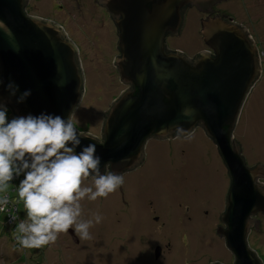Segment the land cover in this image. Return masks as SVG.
<instances>
[{"label":"water","instance_id":"obj_1","mask_svg":"<svg viewBox=\"0 0 264 264\" xmlns=\"http://www.w3.org/2000/svg\"><path fill=\"white\" fill-rule=\"evenodd\" d=\"M27 0H0V103L13 118L71 116L82 95L76 49L61 28L26 16ZM227 0H95L115 27L111 64L125 89L102 112L99 137L79 133L77 153L96 145L100 171L122 174L139 166L147 140L185 137L199 126L213 142L229 184L214 233L232 264H261L247 245L264 214V165L247 167L232 139L242 104L260 74L259 55L247 30L213 7ZM205 15L199 37L206 51L190 59L165 47L177 36L186 8ZM18 87L10 95L7 85ZM30 95L19 103V97ZM121 198V195H120ZM68 234L73 238V233ZM158 249L154 250V258ZM210 264H219L213 262Z\"/></svg>","mask_w":264,"mask_h":264},{"label":"rangeland","instance_id":"obj_2","mask_svg":"<svg viewBox=\"0 0 264 264\" xmlns=\"http://www.w3.org/2000/svg\"><path fill=\"white\" fill-rule=\"evenodd\" d=\"M55 4L73 3L28 0L26 9L30 16L62 25L79 50L82 95L70 119L79 133L98 137L102 112L125 89L111 64L117 54L115 28L91 0H81L83 15L71 9L56 13ZM213 10L242 25L259 55L260 74L242 104L232 139L239 145L247 167L264 165V0H227ZM202 17L193 7L186 8L178 35L165 37L166 49H178L189 57L206 49L198 33ZM9 115L7 111L11 121ZM148 144H154V148L149 149ZM146 149L144 164L132 171L134 177L126 178L136 199L123 204L121 191H116L94 202L83 201V218L98 212L103 220L90 229V240H81L70 229L76 244L67 233L60 234L54 245L41 249H23L17 244V223L26 218L16 191L24 173L19 175V183L18 176L14 177L7 192L10 204L0 212V264H153L155 244H166L163 260L157 264H232L223 240L214 233L224 210L229 178L213 142L196 126L184 138L149 141ZM91 182L86 181L89 185ZM175 196L178 198L174 202ZM153 200L164 225L157 223L145 229L138 214L142 218L146 212L149 214L147 203ZM141 205L144 212L137 213ZM185 208L186 215L182 211ZM13 216L17 218L15 221ZM255 217L259 220V234L251 230L247 245L264 264V216ZM149 241L152 244L148 246Z\"/></svg>","mask_w":264,"mask_h":264},{"label":"clouds","instance_id":"obj_3","mask_svg":"<svg viewBox=\"0 0 264 264\" xmlns=\"http://www.w3.org/2000/svg\"><path fill=\"white\" fill-rule=\"evenodd\" d=\"M7 89L13 96L18 91L11 82ZM29 95L30 91H25L18 102ZM80 143V134L70 116L65 120L59 115H28L9 121L7 108L0 103V212L10 204V182L24 173L16 189L26 212V218L19 220L15 229L21 248L54 245L60 234L70 229L81 240L92 239L90 229L100 224L103 217L97 212L83 218L82 202L107 198L124 184L119 173H101L95 144H88L77 153ZM89 178L90 185L86 183Z\"/></svg>","mask_w":264,"mask_h":264},{"label":"flooded vegetation","instance_id":"obj_4","mask_svg":"<svg viewBox=\"0 0 264 264\" xmlns=\"http://www.w3.org/2000/svg\"><path fill=\"white\" fill-rule=\"evenodd\" d=\"M73 4H71V5H68V4H55V12L56 13H63V10L64 11H70V9L71 10H73V11H79L80 12V15H83L82 13H81V7H82V5H84L85 6V3H83L82 5H81V0L79 1V0H70ZM92 1V3H93V6H95V7H97V9H99V10H101L104 14H105V16H106V18L112 23V21H111V19L108 17V14H107V12L105 11V9L102 7V6H98L94 1L95 0H91ZM27 3H28V0L26 1V5L23 7V11H24V14L26 15V16H30L29 14H28V12H27V9H26V6H27ZM190 8V7H189ZM214 8V7H213ZM101 12V13H102ZM213 14H216L217 12H215L214 10H213V12H212ZM218 14H220V13H218ZM203 17L202 18H205V15H203V14H201ZM34 17V16H33ZM36 18H39V19H43V20H48V21H51V22H53V23H55V24H57V22L56 21H54V20H50V19H47V18H42V17H36ZM201 19V18H200ZM58 25V24H57ZM112 25H113V23H112ZM60 28H61V30H62V32L65 34V37L69 40V37H68V35H67V33H66V31H65V29L63 28V26L62 25H58ZM114 26V25H113ZM115 28V27H114ZM166 36H168V35H166ZM115 37H116V35H115ZM70 41V40H69ZM116 41H117V37H116V40H115V43H114V45L116 44ZM71 42V41H70ZM72 43V42H71ZM73 44V43H72ZM73 46H74V44H73ZM75 47V46H74ZM114 48H115V46H114ZM75 49H76V47H75ZM169 50V49H168ZM172 50H176L175 48H172V49H170V51H172ZM207 49H203L202 51H206ZM177 51H179L178 49H177ZM78 52H79V50H77L76 49V56H77V60H78V63H79V66H80V59L78 58ZM116 52H117V50H116ZM180 53H182L183 54V52H181V51H179ZM196 53H198V52H196ZM196 53H194V54H196ZM194 54H191L190 55V57L189 56H187L186 55V57L187 58H191ZM119 54H118V52H117V54L115 55V56H118ZM180 136H174L173 138H171V139H177V138H179ZM97 139H100V137L98 136V137H96ZM180 138H184V137H180ZM168 140V139H167ZM149 141H155V142H158V140H155V139H149V140H147V142L144 144V147H143V151H142V153H143V159H142V161H141V163H140V165L139 166H137V167H135L134 169H132V170H130V171H126V172H123L121 175L124 177V184L117 190V191H121V202L123 203V204H126V201H131L132 199H136V197H135V195H134V193L132 192V189H133V186L132 185H130L129 184V181L126 179V178H128V177H134V174L132 173V171L134 170L135 171V169H137L138 167H140V166H142L143 164H144V162H145V160H146V156H145V151L144 150H147L146 148H147V143L149 142ZM148 146H149V149L150 148H154V144H148ZM109 171H108V169H106L105 170V172L104 173H108ZM89 179H91V178H89ZM126 179V180H125ZM227 189H228V187H227ZM226 192H227V190H226ZM120 196V195H119ZM177 196H175V197H173V201L175 202L176 200H177ZM225 198V197H224ZM126 199V200H125ZM155 200H157L158 201V197L155 199ZM151 206H153V207H151ZM147 210H149V214H147V212H146V214H145V216H144V218H142L140 215L141 214H138V216H139V219H140V225H141V227H143V228H145V229H151V227H152V225L154 224V226L157 224V223H160V226L161 225H164V222L162 223L161 221H160V215H161V213H160V215L158 216L157 214H158V211L160 212V210L158 209V207L155 205V203H154V200L153 201H149L148 203H147V207H146V211ZM187 209L185 208V210H182L183 211V213L186 215V211ZM144 212V208L142 207V205L139 207V210L137 211V213L138 212ZM181 211V212H182ZM180 212V213H181ZM181 215H182V213H181ZM260 216H264V214H262V215H260ZM257 219V218H256ZM180 220H182V219H180ZM186 220H189V218H187ZM172 221H174V219H172ZM185 221V220H184ZM186 222V221H185ZM173 224H174V222H173ZM219 225V224H218ZM217 226V225H216ZM158 230H159V227H158ZM72 233H73V231H72ZM68 234V233H67ZM69 235V234H68ZM69 237H71L70 235H69ZM73 240V241H72ZM71 241L74 243V244H76L77 243V239L75 238V236H74V233H73V238L71 237ZM150 244H152V242L151 241H149L148 242V246L150 245ZM164 246H161V244H155L154 245V247H153V251H152V253H153V255H152V257H153V259H152V261H153V264H157L160 260H163V257H164V255H165V249H166V244H163ZM156 248L158 249V255H157V257L156 258H154V250H156ZM143 256H144V254L142 253L141 254V257L143 258ZM150 256H151V253H150V251H148V258H150ZM141 258V259H142Z\"/></svg>","mask_w":264,"mask_h":264},{"label":"trees","instance_id":"obj_5","mask_svg":"<svg viewBox=\"0 0 264 264\" xmlns=\"http://www.w3.org/2000/svg\"><path fill=\"white\" fill-rule=\"evenodd\" d=\"M9 118H10V119H13L12 116H11V114L9 115ZM17 180H18V183L21 181L20 176H18ZM3 220H6V218L4 217Z\"/></svg>","mask_w":264,"mask_h":264},{"label":"bare ground","instance_id":"obj_6","mask_svg":"<svg viewBox=\"0 0 264 264\" xmlns=\"http://www.w3.org/2000/svg\"><path fill=\"white\" fill-rule=\"evenodd\" d=\"M251 89V88H250ZM250 91V90H249ZM249 93V92H248Z\"/></svg>","mask_w":264,"mask_h":264}]
</instances>
